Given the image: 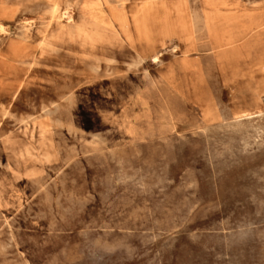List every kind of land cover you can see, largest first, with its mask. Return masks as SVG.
Listing matches in <instances>:
<instances>
[{
    "label": "rangeland",
    "instance_id": "1",
    "mask_svg": "<svg viewBox=\"0 0 264 264\" xmlns=\"http://www.w3.org/2000/svg\"><path fill=\"white\" fill-rule=\"evenodd\" d=\"M0 264H264V0H0Z\"/></svg>",
    "mask_w": 264,
    "mask_h": 264
},
{
    "label": "bare ground",
    "instance_id": "2",
    "mask_svg": "<svg viewBox=\"0 0 264 264\" xmlns=\"http://www.w3.org/2000/svg\"><path fill=\"white\" fill-rule=\"evenodd\" d=\"M258 12H259V11H258ZM249 14H250V13H249ZM245 15H246V14H245ZM82 16H83V15H82ZM220 18H221V17H220ZM223 18H224V17H223ZM228 18H229V17H228ZM228 18H227V19H228ZM230 18H231V17H230ZM236 18H237V17H236ZM238 19H239V18H238ZM219 20H220V19H219ZM223 20H225V19H223ZM223 20H222V22H223ZM230 20H234V19H230ZM254 20H255V19H254ZM257 20H258V19H257ZM213 21H214V20H213ZM238 21H239V20H238ZM211 22H212V20H211ZM228 22L230 23V21H228ZM228 22H227V23H228ZM253 22H254V21H253ZM218 23L221 24V22H218ZM237 23H240V21L237 22ZM246 23H247V22H246ZM258 23H259V22H258ZM207 24H208V23H207ZM212 24H213V23H212ZM231 24H232V23H231ZM233 24H234V23H233ZM252 24H253V23H252ZM252 24H250V25H251L250 27H252ZM256 24H257V23H255V25H256ZM215 25H216V24H215ZM222 25H223V24H221V27H222ZM236 25H237V24H236ZM208 26H209V25H208ZM218 26H219V25H218ZM223 26H224V25H223ZM229 26H230V25H229ZM229 26H228V27H229ZM211 27H212V26H211ZM216 27H217V26H216ZM232 27H233V26H232ZM218 28H220V26H219ZM223 28H224V27H223ZM245 28H246V27H245ZM210 29H211V28H210ZM215 29H216V28H215ZM215 29L213 28L214 31H215ZM221 29H222V28H221ZM225 29H226V28H225ZM228 29H229V28H228ZM207 30H208V29H207ZM226 30H227V29H226ZM214 31H213V33H214ZM229 32H231V30H230ZM211 33H212V29H211ZM226 33L228 34V31H227ZM216 34H218V33H216ZM216 34H215V35H216ZM220 34H221V33H220ZM220 34H219V35H220ZM212 35H213V34H212ZM223 35H224V32H223ZM213 36H214V35H213ZM230 36H231V35H230ZM216 37H218V36H216ZM228 37H229V36H228ZM232 38H233V37H232ZM226 39H227V38H226ZM217 40H218V39H217ZM221 40H222V39H221ZM221 40H220V41H221ZM229 40H230V39H229ZM234 40H235V39H234ZM216 43H217V41H216ZM218 43H219V42H218ZM225 43H226V41H225ZM228 44H229V43H228ZM158 58H159V57H158ZM23 63H24V62H23ZM19 86H20V85H19ZM58 122H59V121H58Z\"/></svg>",
    "mask_w": 264,
    "mask_h": 264
}]
</instances>
